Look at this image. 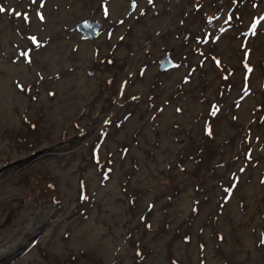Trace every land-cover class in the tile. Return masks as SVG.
<instances>
[{
  "label": "rangeland",
  "instance_id": "374dc122",
  "mask_svg": "<svg viewBox=\"0 0 264 264\" xmlns=\"http://www.w3.org/2000/svg\"><path fill=\"white\" fill-rule=\"evenodd\" d=\"M0 8V264H264V0Z\"/></svg>",
  "mask_w": 264,
  "mask_h": 264
},
{
  "label": "water",
  "instance_id": "95a60500",
  "mask_svg": "<svg viewBox=\"0 0 264 264\" xmlns=\"http://www.w3.org/2000/svg\"><path fill=\"white\" fill-rule=\"evenodd\" d=\"M170 64H173L170 54L169 55L166 54L165 56L160 57V60H159L160 68L159 69L167 68L170 66Z\"/></svg>",
  "mask_w": 264,
  "mask_h": 264
},
{
  "label": "snow or ice",
  "instance_id": "6c2138e0",
  "mask_svg": "<svg viewBox=\"0 0 264 264\" xmlns=\"http://www.w3.org/2000/svg\"><path fill=\"white\" fill-rule=\"evenodd\" d=\"M3 11H4V9L3 8H0V12H3ZM33 42L35 43V39L34 38H33ZM25 55H27V54H25ZM248 71L251 72L252 69L251 68H248ZM261 243H264V240H262Z\"/></svg>",
  "mask_w": 264,
  "mask_h": 264
}]
</instances>
